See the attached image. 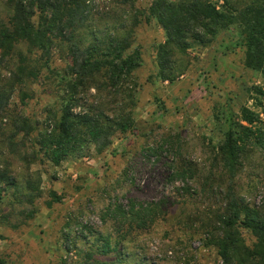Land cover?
I'll list each match as a JSON object with an SVG mask.
<instances>
[{
	"label": "rangeland",
	"instance_id": "rangeland-1",
	"mask_svg": "<svg viewBox=\"0 0 264 264\" xmlns=\"http://www.w3.org/2000/svg\"><path fill=\"white\" fill-rule=\"evenodd\" d=\"M151 2H87L85 42L92 31L102 36L123 25L132 30L127 53L140 56L130 80L136 129L117 132L101 151L85 144L54 165L40 146L41 135L53 128V115L60 114L68 44L29 53L20 43L9 56H0V173L16 184H0V264L102 260L90 245L108 234L111 243H120L125 264H221L212 244L221 233L206 232L217 227L215 217L227 206V196L264 211V150L249 142L232 180L218 153L226 119L247 126L242 108L264 119L262 98L253 90L263 86L261 74L245 67V49L231 28L207 46L192 42L186 72L172 83L162 81L155 47L165 37L147 20ZM9 15L6 0H0V24L7 25ZM21 57L28 68L24 75L17 68ZM96 96L93 89L82 94L84 106L75 113H83ZM15 124L31 131L21 128L11 140ZM256 127L264 130L261 123ZM183 169L188 174L176 177ZM150 202L162 203L167 213L147 230L128 232L110 213L116 205L127 210ZM236 229L244 243H255L251 231L240 224Z\"/></svg>",
	"mask_w": 264,
	"mask_h": 264
},
{
	"label": "trees",
	"instance_id": "trees-1",
	"mask_svg": "<svg viewBox=\"0 0 264 264\" xmlns=\"http://www.w3.org/2000/svg\"><path fill=\"white\" fill-rule=\"evenodd\" d=\"M90 1L6 0L10 15L7 25L0 24V56H9L20 43L26 45L29 53H47L53 44H68L67 77L63 80L60 114L53 115V128L43 133L40 140L47 159L54 165L80 151L85 144H92L101 151L117 132L123 134L136 129L135 90L130 80L140 65V56L137 52L127 53L132 30L121 25L102 36L92 31V39L86 43L85 31L81 30L88 24L87 2ZM150 19L164 33V41L155 47V58L157 76L168 83L186 72L192 42L207 46L220 31L235 29L245 49V67L260 73L263 79V86L253 90L262 98L258 106L264 117V0H152L147 16V20ZM17 68L21 75L28 72L26 58L21 57ZM90 89L98 95L95 103L85 107L83 113H75L76 107L84 106L81 95ZM1 108L0 103V111ZM240 119L248 125H237L230 118L226 119L227 128L218 146L222 169L231 180L249 142L264 150V130L256 127L260 123L264 125V119L247 108L241 109ZM19 125L15 124L11 140L23 129L26 134L31 131L29 125ZM148 152L156 155L157 149L148 148ZM174 174L185 177L188 170ZM1 182L16 185L13 179H6L0 173ZM227 199V206L215 217L217 227L212 225L206 232L210 235L221 233H216L212 243L221 264H264V211L245 208L231 195ZM110 213L120 226L126 224L131 232L149 229L158 219L164 218L167 211L162 203L150 202L130 204L127 210L116 205ZM238 224L255 237L252 246L240 237L236 229ZM110 237L109 234L98 236L90 245L102 260L87 259L84 264H125L122 252L118 251L120 243H111ZM110 253V258L104 259ZM91 255L88 253V257Z\"/></svg>",
	"mask_w": 264,
	"mask_h": 264
}]
</instances>
